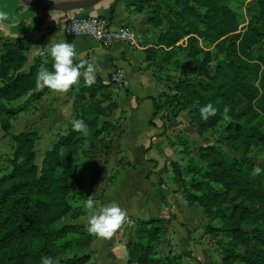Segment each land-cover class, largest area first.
Wrapping results in <instances>:
<instances>
[{
    "label": "rangeland",
    "instance_id": "rangeland-1",
    "mask_svg": "<svg viewBox=\"0 0 264 264\" xmlns=\"http://www.w3.org/2000/svg\"><path fill=\"white\" fill-rule=\"evenodd\" d=\"M126 5L163 86L157 100L180 116L173 129L112 76L37 88V72L52 68L47 49L0 36V264H264V0ZM208 103L218 111L203 121ZM77 119L87 134L73 131ZM149 126L173 150L162 167L142 159ZM116 192L127 219L102 238L116 244L111 256L99 255L82 204H113Z\"/></svg>",
    "mask_w": 264,
    "mask_h": 264
},
{
    "label": "crops",
    "instance_id": "crops-1",
    "mask_svg": "<svg viewBox=\"0 0 264 264\" xmlns=\"http://www.w3.org/2000/svg\"><path fill=\"white\" fill-rule=\"evenodd\" d=\"M112 6H115L116 9L115 16L111 21L113 26L128 25L134 19L135 16L127 11L126 0H100L91 7L72 11H50L26 5L20 0H0V11L6 12L8 15L7 20L0 21V36L29 38L43 48H46L50 40L56 42L66 40L75 46L76 56L73 58V63L78 64L81 61L92 63L96 74L104 80L109 79L116 69H124L126 80L123 93L127 95V90V93L135 101L133 104L153 115L155 107L152 98H158L162 94L163 86L158 83L156 77L148 69L150 59L146 56L147 48L141 45L129 46L120 41L114 42L111 46H104L91 36L69 35L66 32L65 25L68 17L74 15L105 18ZM161 115H164L167 121L159 123L158 127L161 124L162 126L166 124L169 129H173L175 122L180 118V116L173 117L168 108H164ZM155 133L156 127L149 126V129L146 130L144 142H141L148 147V151L142 155V159L146 156L147 159L153 160L156 166L162 167L163 163L169 160L170 155L173 154V150L168 145V141L166 142L165 136H158L150 140L149 135ZM163 147L165 148L162 149ZM150 176H152L151 171L147 174V177ZM117 194L118 192L113 195V204L118 202ZM165 195L169 196L168 194ZM124 199L128 201L127 197ZM149 200L150 202L156 201L155 196L153 195ZM133 201L136 203V200L133 199ZM177 230L180 231V229ZM103 243L111 245L106 240L98 238L92 243V247H94L92 250L97 251L99 255L111 256L109 253L116 244L104 249L102 248ZM112 264L118 263L112 262Z\"/></svg>",
    "mask_w": 264,
    "mask_h": 264
},
{
    "label": "clouds",
    "instance_id": "clouds-1",
    "mask_svg": "<svg viewBox=\"0 0 264 264\" xmlns=\"http://www.w3.org/2000/svg\"><path fill=\"white\" fill-rule=\"evenodd\" d=\"M8 19L6 12L0 11V21ZM47 55L52 59V68H41L36 74L37 88H48L57 93L67 92L77 83L80 77H83V83L86 87H91L96 83V70L92 63L81 61L78 64L73 63L76 56L75 46L61 40L59 42L51 41L46 45ZM83 70V71H82ZM218 109L212 103L199 108L200 118L207 121L210 117L217 114ZM228 108L224 109V118L228 119ZM72 129L76 132L87 134V124L83 119H77L72 122ZM254 173L259 174L261 168H254ZM82 207L90 213L85 224L86 231L90 235L99 238H108L124 223L127 219L126 213L116 204H108L97 207L95 200L91 195L84 200ZM41 264H56L52 257L44 256L41 258Z\"/></svg>",
    "mask_w": 264,
    "mask_h": 264
},
{
    "label": "built area",
    "instance_id": "built-area-1",
    "mask_svg": "<svg viewBox=\"0 0 264 264\" xmlns=\"http://www.w3.org/2000/svg\"><path fill=\"white\" fill-rule=\"evenodd\" d=\"M66 32L69 35H87L95 38L104 46H111L114 42H124L129 46H139L138 35L128 25L113 26L111 22L100 16H70L66 20ZM112 80L125 84L126 73L122 68L112 73Z\"/></svg>",
    "mask_w": 264,
    "mask_h": 264
},
{
    "label": "water",
    "instance_id": "water-1",
    "mask_svg": "<svg viewBox=\"0 0 264 264\" xmlns=\"http://www.w3.org/2000/svg\"><path fill=\"white\" fill-rule=\"evenodd\" d=\"M26 5L50 10V11H72L91 7L100 0H81V1H49V0H20Z\"/></svg>",
    "mask_w": 264,
    "mask_h": 264
},
{
    "label": "trees",
    "instance_id": "trees-1",
    "mask_svg": "<svg viewBox=\"0 0 264 264\" xmlns=\"http://www.w3.org/2000/svg\"><path fill=\"white\" fill-rule=\"evenodd\" d=\"M115 13H116L115 6H112L111 9L106 14L105 18L111 22L115 16ZM205 86L207 87L205 91L212 93V97L214 98L215 103L219 105V107H224L225 105H227V101H226L227 98L224 95L220 94L214 86H208V85H205ZM196 93L199 95V97H203L202 91H200V89L196 90ZM152 100L154 102V107H155L153 116L157 117L159 116L160 112L164 109V106L159 104V101L157 100V98H152ZM174 116H177V115L174 114ZM212 121L213 119H211V122ZM13 207L14 209H12V211H16L15 210L16 207L15 206Z\"/></svg>",
    "mask_w": 264,
    "mask_h": 264
}]
</instances>
